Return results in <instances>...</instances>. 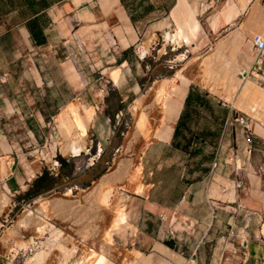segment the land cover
Masks as SVG:
<instances>
[{"label": "crops", "instance_id": "crops-1", "mask_svg": "<svg viewBox=\"0 0 264 264\" xmlns=\"http://www.w3.org/2000/svg\"><path fill=\"white\" fill-rule=\"evenodd\" d=\"M180 26L195 41L160 63H177L182 76L168 90L160 141L144 154L150 191L126 203L137 251L149 254L137 264H264V125L233 121L250 116L239 103L247 82L264 88L252 39L264 35V0H0V186L26 200L66 181L81 161L60 152L64 165H54L52 125L64 106L95 101L97 69L115 63L141 72L143 45ZM172 184L180 185L175 196Z\"/></svg>", "mask_w": 264, "mask_h": 264}, {"label": "rangeland", "instance_id": "rangeland-1", "mask_svg": "<svg viewBox=\"0 0 264 264\" xmlns=\"http://www.w3.org/2000/svg\"><path fill=\"white\" fill-rule=\"evenodd\" d=\"M181 29L182 26L174 30V32ZM165 34L157 38L153 46L143 45V48L146 47L148 49V54L144 58H141L143 63L147 65L141 72L135 71L129 64L118 65L114 63L103 71L97 69L92 73L93 78L96 79V85L94 89L95 101L91 104H94L97 108L96 115L93 122H90L85 138L89 149L85 148L84 151L78 154L77 157L81 163L74 168V171L66 178V181L56 189L37 197L27 198L26 200L14 199L9 194L10 200L6 203L7 205L3 202L2 198L4 186H0V264H38L39 262H42L40 264H137L141 259L140 257L149 256L146 253L147 251L136 254L138 251L135 237L138 238V234L137 232L136 234L133 233V224L131 223H133L134 216L129 212L133 202L128 205L129 211L127 210L126 203L130 202L129 198L139 197L140 193H149L150 185L147 182L150 180V172L144 165V159H146L144 154L148 145L152 142L157 145L156 143H159L160 138L154 135L144 138L132 134L136 126L139 111V109L134 110L133 105L140 98L145 99L146 103L144 104L148 105L156 99L157 103L151 109L156 117L155 125L158 127L160 115H162L163 111L160 98L165 96L169 90V86L162 89L161 85L167 79H176L178 76H182L180 72L176 76L174 75V70L177 68L176 62H174L176 65L173 64L175 68L165 67L164 64L168 63L165 61V58H173L182 51L189 53V50L193 49L195 41L194 39H190V41L186 42V40L182 39L179 42H171L166 38ZM172 45L175 48H172ZM134 53L131 55L133 61L136 59ZM161 62L164 64H160ZM116 67H119L121 70L119 81H116L111 75L112 69ZM167 69H169V73L166 74ZM167 76L173 77L166 78ZM76 103L81 105V112L84 111L83 103H80V100ZM237 105L242 106L239 103ZM249 117L253 120V128L256 122L264 125V120L258 119L251 114ZM60 122L61 116H59L55 124L53 123L54 129L51 127L55 130V132L53 131V135L59 146V154L63 152L60 143L62 139L59 128ZM48 133L50 135V132ZM103 140L107 143L102 148L104 150L101 147L98 148L100 141ZM254 150L256 149L254 148ZM255 153H259L258 156L260 158V151H256ZM161 154L158 151L155 156L160 157ZM66 155L70 158L73 157V154L70 155V153H66ZM121 158H133L137 165L141 167L140 176L137 180L127 179V181H118L114 184L116 187H114L115 190L110 200V202L112 201L110 204L111 208L110 206H104L105 208L101 209V216L103 218L101 217L100 220L104 224V227L101 225L92 230L94 232L92 236L94 241L92 238L89 243L83 244L79 240V237L74 242L69 238L67 240L65 234L55 237L51 227L43 235H34L31 231L25 229V227L22 228L18 225L20 216L27 212L28 208L36 206L42 198L46 199L55 196L80 198L82 204L93 211L92 213H95L94 210L99 205L98 199L92 198L87 200L84 199L83 195L87 190L95 186L104 174L112 171ZM160 158H165V156L163 155ZM93 159L94 161H98L97 164L95 162V164L89 165V162H86L88 160L93 161ZM57 168L61 170L62 164L60 163ZM0 176L2 175L0 174ZM243 186L244 184L241 187ZM178 187L180 185L172 184L166 187V189L175 196L179 191ZM137 204L138 206L140 205V203ZM122 208L128 211V222L120 228L117 227L112 230L113 243L108 246L103 239V233L109 228L115 212ZM84 221L90 223L92 219L85 217ZM101 221L99 222L100 224ZM82 225V222H79L75 227L80 229ZM57 227L60 228L59 225ZM72 232L77 233L75 230ZM80 234L78 233V236ZM59 243L63 245L62 248L59 246ZM143 251L145 250L143 249ZM43 252L48 254L47 258L43 259L44 262L43 260L38 261L36 255Z\"/></svg>", "mask_w": 264, "mask_h": 264}, {"label": "bare ground", "instance_id": "bare-ground-1", "mask_svg": "<svg viewBox=\"0 0 264 264\" xmlns=\"http://www.w3.org/2000/svg\"><path fill=\"white\" fill-rule=\"evenodd\" d=\"M194 27L195 28L198 27L197 23L195 24ZM186 31L182 27V29L178 30L177 32L167 31L165 36L171 42L172 41L179 42L182 39L186 40L187 42L190 41V37L188 36L187 34L188 32ZM147 50L148 49L146 47L142 48L141 53L145 55L148 53ZM111 75L116 81H119L121 76L120 68L119 67L113 68ZM175 80L176 79L165 80L161 85L162 89L168 86L170 88L175 83ZM167 94L168 92L165 94V96L160 98V103L163 108L165 106ZM101 95H103V93H101ZM242 96L244 97V99H241L239 103L241 102L243 104L245 103V108H247V110L250 112L252 116L264 120V88L259 87V85L256 82L248 81L244 88V92ZM247 97L254 99V102L251 104V101L246 100ZM144 100L145 99L140 98L133 105L134 107L133 109L134 110L139 109V111L136 120V126L135 129L132 131L133 132L132 134H134V136L137 137L141 136L144 138H149L150 136L155 134L156 129L158 128L155 125L156 117L151 109V107L154 106L157 102L155 99L152 102H150L148 105V104H144L146 103ZM82 105L84 110L82 112H81L82 109L81 105L79 103L72 102L69 105H67L64 111L61 113V122L59 123V128L62 135V139L60 138L61 139L60 143H61V149L65 154L70 153V155L72 154L78 155L83 150H85V148H88L85 138L87 135V130L89 128L90 122L91 121L93 122V119L96 115L97 106L91 103L82 104ZM129 147L131 148V146ZM136 165L137 163L133 160V158H121L118 161L116 167L112 171L104 174L101 177L100 181L97 182L95 186H93L92 188L87 190L86 193H84L83 195L84 199L87 200L92 198L98 199L99 205L94 210L95 213H92L93 211H91L87 206L83 205L80 198H72V197H64V196H55L46 199L42 198L38 201V204L36 206L32 208H28V211L20 216L18 220V225L22 228L25 227V229H28L34 235H43L48 230V228L51 227V230L53 231L55 237H59L65 234L67 240L70 239L74 242V240H76V238L79 237L81 243L83 244L89 243L90 239L93 238L92 236L94 234L92 230L96 229L98 226L100 227L101 225H103L104 227V224L100 220L102 217L101 209L105 208L106 206H110L112 202V201L110 202L111 196L113 191L115 190L114 187H116L114 184L118 181L119 182L124 180L127 181V179L137 180L139 178L141 167ZM117 185L119 184L117 183ZM3 188H4V192H2L3 193L2 198H3V202H5L6 204L10 200V195H9V190L6 189L5 186ZM127 213L128 211H125L124 208L118 209L115 212L109 228L105 233H103L104 234L103 239L105 240V243L108 246L111 243H113L112 230L117 227L120 228L123 224L128 222ZM85 217L91 218L92 221L90 223L84 221ZM100 221L101 224L99 223ZM79 222H82L83 225L80 229H77L75 226ZM58 225L60 226V228L57 227ZM74 230L77 231V233L72 232ZM78 233L81 234L78 236ZM22 244H23V240H22ZM59 246L61 248L63 247L61 243H59ZM136 254H139V251L136 252ZM47 255L48 254L46 252L45 253L43 252L37 254L36 257L38 261H42L44 258H47ZM40 263L42 262H39L38 264Z\"/></svg>", "mask_w": 264, "mask_h": 264}, {"label": "built area", "instance_id": "built-area-1", "mask_svg": "<svg viewBox=\"0 0 264 264\" xmlns=\"http://www.w3.org/2000/svg\"><path fill=\"white\" fill-rule=\"evenodd\" d=\"M252 39H253V45H254V50H255V54H256V61H257L256 68H257V67H260V64H261V62H262V60L264 58V35L262 33H260V32H255L253 34ZM172 48H175L174 45L172 46ZM140 56H141V58H144L146 56V54L143 55L141 53ZM254 70H256V69H254ZM242 74H243L244 78H247V77L252 76L253 71H251L249 69H244ZM233 121L240 122L241 124H243L244 126H246L248 128L250 127V124H251L250 117L248 115L243 114V113H237V115L234 116ZM249 143H250L249 151L252 152L253 149H254L252 136L249 137ZM45 146H46V143H45ZM45 146H43V147H45ZM38 149L41 150L40 152H43L42 148L39 147ZM231 157L234 160L238 159V154H237V151L235 150V148H234V150L231 153ZM60 163L61 162L58 159L54 160V165L59 166ZM219 163H220L219 157L215 158V160L213 162V167L214 168L218 167ZM237 169H239V168H237ZM236 184L238 186H240L241 185V181L238 180L236 182ZM247 212H248L247 220L250 221L252 219L251 216L253 215L254 210L247 209ZM169 235L171 237H175L176 236V231L174 229H170L169 230Z\"/></svg>", "mask_w": 264, "mask_h": 264}, {"label": "trees", "instance_id": "trees-1", "mask_svg": "<svg viewBox=\"0 0 264 264\" xmlns=\"http://www.w3.org/2000/svg\"><path fill=\"white\" fill-rule=\"evenodd\" d=\"M132 50V49H130ZM132 55V54H131ZM131 55L129 56V59L131 60V62H133V60L131 59ZM195 94L193 88L191 89L190 93H189V96H188V100L191 96H193ZM58 159L61 161V163L64 165V157L61 155V154H58L57 155Z\"/></svg>", "mask_w": 264, "mask_h": 264}]
</instances>
